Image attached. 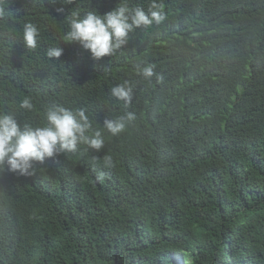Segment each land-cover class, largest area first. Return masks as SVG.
<instances>
[{"label": "trees", "instance_id": "1", "mask_svg": "<svg viewBox=\"0 0 264 264\" xmlns=\"http://www.w3.org/2000/svg\"><path fill=\"white\" fill-rule=\"evenodd\" d=\"M120 2L8 0L0 109L34 123L53 102L84 109L96 127L128 111L135 119L119 136L106 133L100 152L81 145L32 175L10 172L40 209L10 244L0 222V264H264V0H158L166 19L99 60L62 39L72 11L104 14ZM26 22L41 30L32 52L18 35ZM56 46L61 57L48 59ZM146 65L150 80L137 74ZM125 80L128 108L110 95ZM24 96L33 111L18 109Z\"/></svg>", "mask_w": 264, "mask_h": 264}, {"label": "clouds", "instance_id": "2", "mask_svg": "<svg viewBox=\"0 0 264 264\" xmlns=\"http://www.w3.org/2000/svg\"><path fill=\"white\" fill-rule=\"evenodd\" d=\"M66 2L71 3V0ZM57 11L63 12L64 9L57 8ZM10 16L8 0H0V21L6 22ZM165 19L163 4L158 0H151L147 11L141 6L130 9L126 0H121L114 10L104 14L95 9L83 13L79 10L72 11L62 39L66 42H79L91 53L93 59L99 60L105 56H113L131 35L134 36L135 29L159 25ZM9 26L15 30L14 25ZM18 35L29 52L37 49L41 30L36 24L24 23ZM62 52L63 49L59 46L49 47L46 57L59 60ZM137 74L150 80L155 75L154 66L146 65L138 69ZM242 86L239 87L240 90ZM132 92L133 84L126 80L110 89L111 97L122 101L125 108L131 104ZM237 97L236 95L234 100ZM18 109L33 111V98L24 96L19 101ZM19 115V111L0 109V192L8 195L3 196L8 207L0 209V222L8 227L7 235L11 234L5 241L9 244L14 233H20L15 232L17 225H22L27 218L35 217L40 209L36 203L39 200L32 192L31 196L27 193L24 197L14 190L17 180L10 172L32 175L35 165H42L46 160L63 154L75 155L80 151L81 145L100 152L105 145L106 133L112 137L119 136L126 130L128 122L135 119V113L128 111L114 118H106L100 127H96L84 109H72L55 102L44 106L42 123L22 120L18 118ZM103 164L107 168L114 167L111 156H105ZM105 176L104 172H100L96 180L102 182Z\"/></svg>", "mask_w": 264, "mask_h": 264}, {"label": "rangeland", "instance_id": "3", "mask_svg": "<svg viewBox=\"0 0 264 264\" xmlns=\"http://www.w3.org/2000/svg\"><path fill=\"white\" fill-rule=\"evenodd\" d=\"M173 262H174V264H179L180 263L179 259H175Z\"/></svg>", "mask_w": 264, "mask_h": 264}]
</instances>
